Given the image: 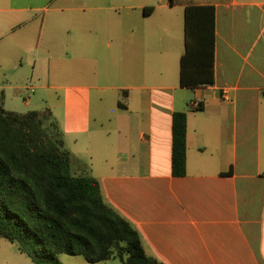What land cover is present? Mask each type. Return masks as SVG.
<instances>
[{"label":"crops","instance_id":"1","mask_svg":"<svg viewBox=\"0 0 264 264\" xmlns=\"http://www.w3.org/2000/svg\"><path fill=\"white\" fill-rule=\"evenodd\" d=\"M32 1L0 0V106L15 112L6 98L33 92L24 106L51 111L85 165L72 166L100 181L148 255L264 264V0ZM190 5L214 11L207 86L182 87L179 70L174 82ZM175 111L186 113L180 177ZM5 247L3 264L21 259Z\"/></svg>","mask_w":264,"mask_h":264},{"label":"trees","instance_id":"2","mask_svg":"<svg viewBox=\"0 0 264 264\" xmlns=\"http://www.w3.org/2000/svg\"><path fill=\"white\" fill-rule=\"evenodd\" d=\"M213 24L211 5L185 7L182 87L212 84ZM73 163L85 167L66 149L48 108L18 113L0 106V238L32 264H63L61 253L92 263L113 258L120 264H164L145 252L138 230L108 205L100 181L73 174ZM171 167L173 176L186 174L184 111L172 115Z\"/></svg>","mask_w":264,"mask_h":264},{"label":"rangeland","instance_id":"3","mask_svg":"<svg viewBox=\"0 0 264 264\" xmlns=\"http://www.w3.org/2000/svg\"><path fill=\"white\" fill-rule=\"evenodd\" d=\"M35 1V0H34ZM34 1H32L30 4L31 6H34L35 3ZM178 62L177 60H175L174 63V82L177 83L178 82ZM27 86L30 85V83L27 81L26 82ZM185 96L183 97V99H186L187 102H189V99L193 100V94L190 91L185 90ZM33 92H31L30 90H25L21 95H18L17 97H7L6 98V102L8 104V106L10 108H12L11 110H14L15 112L18 113H25L28 111V109L24 106L23 102L25 100H27V98H29L32 95ZM72 173L75 175L78 174H87L84 170H78V168H76V166H72ZM6 243V247L4 250L6 251H12L15 255H18L21 259L18 261H14L11 264H32L30 258L24 254L19 252V250L17 249L16 245L12 242H9L7 240H5ZM2 251V248L0 249ZM58 260L60 262H62L63 264H120L118 259H108V260H103V261H99V262H87L82 256L79 255H71V254H67V253H61L58 254ZM0 264H3L2 261L0 260Z\"/></svg>","mask_w":264,"mask_h":264}]
</instances>
